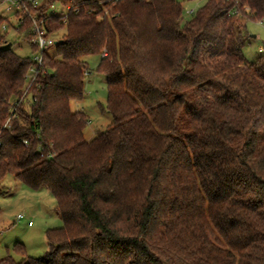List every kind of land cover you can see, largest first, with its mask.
Returning <instances> with one entry per match:
<instances>
[{"label": "trees", "instance_id": "obj_1", "mask_svg": "<svg viewBox=\"0 0 264 264\" xmlns=\"http://www.w3.org/2000/svg\"><path fill=\"white\" fill-rule=\"evenodd\" d=\"M62 3L29 87L0 16V181L46 189L62 221L43 257L0 264H264V54H243L264 0H205L184 23L179 0ZM88 56L112 118L90 140L70 109Z\"/></svg>", "mask_w": 264, "mask_h": 264}, {"label": "rangeland", "instance_id": "obj_2", "mask_svg": "<svg viewBox=\"0 0 264 264\" xmlns=\"http://www.w3.org/2000/svg\"><path fill=\"white\" fill-rule=\"evenodd\" d=\"M179 1L182 5L181 23H184L193 16L191 12L196 13L205 0ZM34 2L38 7L46 6V11L43 10L44 8L37 9L36 7L35 12H30L31 15L37 17L39 22L45 15L57 16L66 12L62 0H34ZM15 11L10 0H4L0 4V16L9 21L4 28L6 38L15 53L22 57L33 58L35 53L29 42L23 36H19L15 30V26L23 23L25 16L29 19L30 26L27 24V29L30 30L31 19L29 15H24L20 21L18 13L14 17ZM245 33L248 40L243 47V54L247 63H252L257 56L264 54V23L249 20L246 23ZM84 60L89 69L84 81V95L80 100L71 101L70 109L72 112H83L87 117L88 122L83 134L86 140H90L95 134L108 128L112 123V118L105 110V78L96 71L99 57L88 56ZM18 214H22L24 218L17 220ZM28 222H31V226ZM60 226H62V221L55 212L54 198L46 189H29L11 175L0 181V259L10 256L15 262H19L23 256L19 251L20 248H16L17 245L23 247L25 256L43 257L47 249L45 231Z\"/></svg>", "mask_w": 264, "mask_h": 264}, {"label": "built area", "instance_id": "obj_3", "mask_svg": "<svg viewBox=\"0 0 264 264\" xmlns=\"http://www.w3.org/2000/svg\"><path fill=\"white\" fill-rule=\"evenodd\" d=\"M10 4L15 8L16 13H18L20 21L23 19L24 15H29L32 22L31 32L33 34V37L31 38V42L36 45L38 52L32 58L34 66L30 68L29 73L27 75L28 85H30L36 75L35 67L41 66L42 64L41 53L47 50L48 48L53 47L56 41L50 36L44 35V31L42 28L43 20L39 22L37 21V17L30 14L29 6H31L32 8L36 7V3L34 2V0H10ZM2 28H4V26H2ZM105 54L106 53L103 52V56ZM4 126H9V120L5 123ZM22 218H24L22 214H18L16 216L17 220H21ZM28 225H31V222H28Z\"/></svg>", "mask_w": 264, "mask_h": 264}, {"label": "crops", "instance_id": "obj_4", "mask_svg": "<svg viewBox=\"0 0 264 264\" xmlns=\"http://www.w3.org/2000/svg\"><path fill=\"white\" fill-rule=\"evenodd\" d=\"M5 1H7V0H5ZM16 12V11H15ZM15 15H16V13L14 14V17H15ZM29 226H31V225H29Z\"/></svg>", "mask_w": 264, "mask_h": 264}]
</instances>
